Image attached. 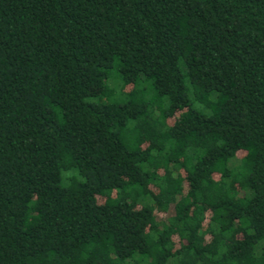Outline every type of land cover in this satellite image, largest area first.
<instances>
[{
	"label": "trees",
	"instance_id": "obj_1",
	"mask_svg": "<svg viewBox=\"0 0 264 264\" xmlns=\"http://www.w3.org/2000/svg\"><path fill=\"white\" fill-rule=\"evenodd\" d=\"M0 264H264V0H0Z\"/></svg>",
	"mask_w": 264,
	"mask_h": 264
},
{
	"label": "rangeland",
	"instance_id": "obj_2",
	"mask_svg": "<svg viewBox=\"0 0 264 264\" xmlns=\"http://www.w3.org/2000/svg\"><path fill=\"white\" fill-rule=\"evenodd\" d=\"M110 85L114 86L115 88H117L119 90V85H116L114 82H110ZM123 88L126 90L129 88V86L125 85ZM185 114H186V111L184 109L179 110L175 113V115L173 117L167 119V123L173 124V123L179 121L180 119H182L185 116ZM180 175L182 178H185V174L183 171L180 172ZM208 218H209V214H207L206 221H208Z\"/></svg>",
	"mask_w": 264,
	"mask_h": 264
}]
</instances>
